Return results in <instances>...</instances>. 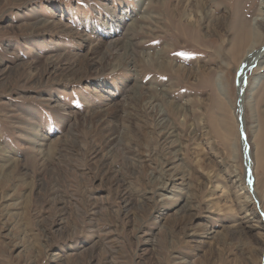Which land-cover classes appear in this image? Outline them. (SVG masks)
<instances>
[{
	"label": "rangeland",
	"instance_id": "rangeland-1",
	"mask_svg": "<svg viewBox=\"0 0 264 264\" xmlns=\"http://www.w3.org/2000/svg\"><path fill=\"white\" fill-rule=\"evenodd\" d=\"M259 6L0 0V264H264Z\"/></svg>",
	"mask_w": 264,
	"mask_h": 264
},
{
	"label": "bare ground",
	"instance_id": "bare-ground-1",
	"mask_svg": "<svg viewBox=\"0 0 264 264\" xmlns=\"http://www.w3.org/2000/svg\"><path fill=\"white\" fill-rule=\"evenodd\" d=\"M138 4L139 5H144L145 4V0H138ZM183 5V4H182ZM200 11V10H199ZM207 12V11H206ZM205 13V12H204ZM208 13V12H207ZM191 14V13H190ZM198 14H200V13H198ZM206 14V13H205ZM207 16H208V14H206ZM212 15V14H211ZM192 16V15H191ZM193 16H194V14H193ZM264 21V0H260V6H259V14H258V16L255 18V20H254V26L253 27H251V29H249V30H247L246 32L245 31H241L242 33L241 34H239V36L236 38V45L238 46V45H240V44H243V45H247V47H246V51H245V53H244V55L245 56H243L244 57V59H243V62H247L248 63V65H250V64H253V63H255V62H258L257 64H260L259 62H261V60H263L264 59V48H259V49H256V47L258 46V43H259V41H260V39L263 37V32H262V22L261 21ZM42 24H44V23H42ZM57 24V23H56ZM60 24V23H59ZM60 26V25H59ZM63 26V25H62ZM57 28V27H56ZM63 28V27H62ZM65 28L67 29L68 27L67 26H65ZM125 30H127V31H129L128 29H125ZM129 32H131V31H129ZM128 33V32H127ZM125 34H126V31H125ZM125 34H123V35H125ZM125 37V36H124ZM126 38V37H125ZM132 39V38H131ZM130 43V42H129ZM128 43V41H125V40H123L122 38H114L113 40H110V41H108L107 43H104V44H100V45H102V46H100L101 47V53H103L102 55H104V58L105 57H110V56H114V55H112V54H114V53H120V52H123V54H121V55H118V57L117 56H115V57H117V58H120V59H124L123 57L124 56H129V54H130V49L132 50V48L134 47V46H136V44L133 42H131L130 44ZM264 43V42H263ZM239 47V46H238ZM259 47V46H258ZM135 48V47H134ZM97 49V48H96ZM100 49V48H99ZM133 55V54H132ZM143 55V54H142ZM119 56H122V57H119ZM102 57V56H101ZM147 61H150V62H152V61H154V59L152 58L153 57V55H144L143 56ZM238 57H240V56H238ZM237 57V58H238ZM140 58V57H139ZM142 58V57H141ZM54 59V60H53ZM60 59L61 58H59V56H57V57H54V58H52L48 63H47V65H45L44 67H45V70L41 73V76H43L44 75V73H45V71H48L49 70V72H51V73H55L56 72V70H57V61H60ZM108 59V58H107ZM112 59H113V57H112ZM119 59V60H120ZM241 59V58H240ZM114 60V59H113ZM118 60V59H117ZM140 60V59H139ZM146 60H144V61H146ZM47 61V60H46ZM106 61V60H105ZM115 61H116V59H115ZM121 61V60H120ZM119 61V62H120ZM241 61H242V59H241ZM109 62V61H108ZM115 63H117V62H115ZM161 63V62H160ZM241 65H243L242 64V62H241ZM245 65H247V64H245ZM261 66H262V64H260ZM120 66V65H119ZM252 66V65H251ZM20 67V66H19ZM24 67V66H23ZM26 67V66H25ZM34 67V65H32V68ZM39 67H41V66H39ZM94 67H96V66H94ZM93 67V68H94ZM180 67V66H179ZM36 68V67H35ZM243 68H245L246 70L248 69V68H246V67H243ZM30 69V68H29ZM261 69V68H260ZM23 70V69H22ZM35 70V69H34ZM42 70H43V68H42ZM75 70V69H74ZM2 72L1 73H4L5 71H6V67H4V69L3 70H1ZM9 71V70H8ZM21 71V70H20ZM68 71V70H67ZM244 71V70H243ZM242 71V72H243ZM16 72V71H15ZM37 72V71H36ZM58 72V71H57ZM245 72V71H244ZM40 73V72H39ZM6 74V73H5ZM13 74V73H12ZM33 74V73H32ZM222 74V73H221ZM221 74H220V77H221ZM4 76V75H3ZM2 76V77H3ZM7 76V75H6ZM219 76V75H218ZM217 76V78H219ZM243 76V75H242ZM244 76H245V74H244ZM39 78V77H38ZM43 78V77H42ZM1 79V78H0ZM75 79V78H74ZM36 80H37V78H36ZM219 80H220V78H219ZM10 81V80H9ZM5 84V83H4ZM258 84V83H257ZM254 87H256V85L254 86ZM222 89V88H221ZM223 90V89H222ZM134 91H136V90H134ZM145 93V92H144ZM151 96H153L152 94H151ZM142 98V97H141ZM145 99V98H144ZM147 102V101H146ZM156 102V101H155ZM154 102V100L152 99V97H149V100H148V105H149V107L151 108V110H154L155 109V107H156V103ZM161 103V102H160ZM175 107V106H174ZM160 108V107H159ZM156 110H157V108H156ZM162 110L160 109V112H161ZM156 112V111H155ZM182 113V112H181ZM157 115V114H156ZM85 120V119H84ZM83 120V121H84ZM166 120V119H165ZM81 124V123H80ZM86 124V123H85ZM75 126V125H74ZM73 128V127H72ZM73 132V131H72ZM68 134V133H67ZM70 134V133H69ZM75 134V133H74ZM74 134H72V135H74ZM70 136V135H69ZM68 137V136H67ZM72 137V136H71ZM71 139V138H70ZM66 140V139H65ZM74 140V139H73ZM67 141V140H66ZM75 141V140H74ZM118 145V144H117ZM239 177V176H238ZM240 178V177H239ZM236 181H238V178H236V180L234 181V183H237ZM246 181V180H245ZM239 182V181H238ZM240 182H242V181H240ZM238 183V185H240L241 183ZM233 185V184H232ZM237 185H235L234 187H236ZM242 186V185H241ZM238 187V186H237ZM245 188V187H244ZM241 189V188H240ZM243 190V189H242ZM238 193V192H237ZM236 193V195H238ZM240 194H242V193H240ZM253 197V196H252ZM236 198V197H235ZM238 199V198H237ZM248 199H250V195H248V196H246L245 195V197H244V202H241L240 201V203L242 204V203H245V204H247V203H249V201H251V199L248 201ZM253 199H254V197H253ZM236 201H238V200H236ZM252 203V202H251ZM238 204H239V202H238ZM240 204V205H241ZM255 208V209H254ZM253 208V210H249V212L247 213V214H245V218L247 219V220H250V219H256V207H254ZM260 221H261V224H262V219H260ZM255 222H257L256 223V225H254V226H257V227H261L260 226V224H259V222L257 221V219L255 220ZM263 226H264V223H263ZM93 248H94V246H92Z\"/></svg>",
	"mask_w": 264,
	"mask_h": 264
}]
</instances>
